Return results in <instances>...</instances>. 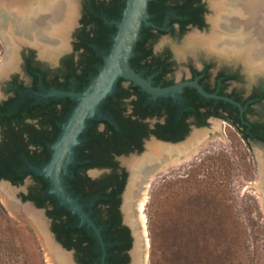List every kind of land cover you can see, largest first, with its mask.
Segmentation results:
<instances>
[{
    "label": "flooded vegetation",
    "instance_id": "af4514ba",
    "mask_svg": "<svg viewBox=\"0 0 264 264\" xmlns=\"http://www.w3.org/2000/svg\"><path fill=\"white\" fill-rule=\"evenodd\" d=\"M179 1L182 0H165L167 6L165 13H163L162 8L157 9L160 15H165L163 25L158 26L151 20L150 16L149 21L153 26L144 27L142 30L143 34L139 41H141L140 44L143 46L141 51H143L144 56L137 63L136 71L145 79H151L154 87L168 88L183 82H197L207 94H214L219 98L203 96L196 87L191 86L183 88L182 93L177 97L179 100H176L173 96L152 98L150 94L143 92L140 87L135 86L132 82L121 79L117 84L115 93L108 97L101 106V112L105 118L93 119L92 121L95 124L96 135L106 134L107 131L113 133L115 131L133 129L137 131L135 140L108 148L106 153H102L103 158L98 160L100 166L85 169L86 165L93 161L91 157L78 164L83 170L81 171L82 175L90 179V181L104 180L103 182L110 183L107 192H111L114 189L118 190L117 197L113 202L116 204L121 226H126L130 230L132 242L131 228L123 222L122 196L131 175L128 162L134 158L142 157L144 149L147 148L146 145L149 142L155 141L161 144H164L161 141L171 143L184 142L193 132H195L193 136L199 133L201 138L206 133L199 131H206L212 121L220 120L237 129L250 146H258L262 150L261 158L264 156L263 67L256 68V71L252 74L245 67L242 60L236 59V57H232L233 60L221 58L216 54H210L205 49H203L204 52L210 58L199 61H182L184 64L181 67L180 62L174 59L170 48L164 49L160 54L155 51L156 43L163 36L181 37L189 29L201 32L208 24H211V19L207 16L208 12L212 10L210 0H198L196 6L199 7L201 15L199 24L188 23L184 27L185 30H183L181 24L173 22L171 18L177 15L173 6ZM124 7V0L85 1L82 9H78V15H81L79 27L69 37L72 38L69 43L70 48L68 49L67 47L53 60H47L48 58L37 54L39 51L37 46L31 43L18 42L22 48L19 62L20 71L14 70L10 78L4 83L0 100V157L8 154L11 132L13 130L22 131L25 142L30 143V155L35 159L30 160L26 155H22V164L17 170L19 171V176L24 177V182L26 180L31 181L32 185L30 187L35 184L34 175L36 174L29 169V165L37 166L38 164L41 166L49 161L51 157L49 146L58 139L62 123L67 120L76 104L69 98H49L45 100L42 98V94L47 93L51 89L79 92L85 88L87 81L92 78L93 71H84L83 63L81 62L83 56L87 57L88 50L89 54L92 50H95L97 57L101 58L103 55V50L100 48L99 43L89 42L87 44L88 38L86 36L88 34L93 36L94 29L98 28V24L94 21V15H99L98 21L102 22L103 26L108 27L107 36L102 40L108 46L113 35L110 31L115 29L114 22L122 15ZM0 15H7V13L0 11ZM104 15H117V17L115 16L116 18L109 22L104 18ZM0 37L6 41V43H1L2 48L5 51L10 50L11 44H8L7 37L1 33ZM261 49L264 52V46ZM67 51H70V53L65 54ZM140 54L138 53V55ZM218 62L220 63L219 66L217 65ZM234 64L244 66L249 85L244 83L241 71ZM93 66L97 67L96 69L98 70L97 62ZM180 67L182 72L179 76ZM86 134L87 131L82 135V145L87 140L85 138ZM153 137L156 139L153 140ZM201 141H197L194 144V148ZM37 148L38 151H43V148H46L47 155L45 153L37 156L34 153ZM262 162L260 168L262 167ZM90 171L99 172L101 174L100 178L93 179L89 175ZM148 172L138 176L139 180L136 178L138 184L135 182V186L134 183V192L133 190L132 192L137 198L139 197L137 190ZM261 181V188L264 193V175L261 176ZM86 192L88 195L86 198L81 194L78 197L85 204L86 210L91 212V216L96 220V223L99 226H103L102 236L105 241L107 238L105 236L107 226L104 222L109 218L110 212L107 210V206L103 204L97 205L99 196L96 194L91 196L89 192H92V190L88 186L86 187ZM47 196H50L48 191L45 194V197ZM130 197L132 198V194H129L128 191V198ZM31 203L35 206L33 202ZM57 208H59V205ZM40 209H44L47 214V211L53 209V207L49 206L48 208ZM49 220L52 227L53 221L51 218ZM73 225L75 226V224ZM95 246L94 252L96 256L93 263L101 264L103 251L98 241ZM108 247L110 246L106 247V253ZM71 251H74L75 254V250ZM106 258L105 264H108Z\"/></svg>",
    "mask_w": 264,
    "mask_h": 264
},
{
    "label": "rangeland",
    "instance_id": "374dc122",
    "mask_svg": "<svg viewBox=\"0 0 264 264\" xmlns=\"http://www.w3.org/2000/svg\"><path fill=\"white\" fill-rule=\"evenodd\" d=\"M85 1L78 0L80 10ZM231 6L228 10H210L207 16L211 24L201 32L189 29L181 37H161L155 51L160 54L170 48L181 67L184 64L182 61L210 58L201 48L186 51L185 40L191 34H212L213 20L218 17L222 20L221 15L228 19L234 8ZM80 17L77 14L69 37L79 27ZM224 23L222 20L220 25ZM71 40H68V49ZM1 43L4 41L0 37V61L10 56V53L13 55L18 48L20 53L22 51L17 42L12 52L5 51ZM68 53L70 51L65 54ZM234 66L241 71L244 83L249 85L244 66ZM19 69L15 71L19 72ZM7 79L0 80V95ZM208 128L199 131L206 133L201 137L199 145L184 156L175 154L178 156L175 161L160 167L149 177L146 202L141 211L137 208L135 194L131 193L134 198L132 201L128 199L130 175L122 196L121 210L126 225L130 228L136 224L141 226L136 233L142 242L137 243L133 237L130 250L135 255V264H191L196 256H210L204 264H264V193L261 188L263 172L260 168L264 159V156L261 158L262 150L258 146H250L239 131L226 122L212 121ZM194 133L182 143L190 140ZM146 152L147 148L143 154ZM89 175L93 179L101 176L97 171H90ZM3 184L0 182V188ZM31 185V181L26 180L20 186H7V189L13 190V194L22 202H28L23 196L28 193ZM48 219L43 212L41 220L46 229L52 232ZM141 250H145L142 255ZM72 258L77 263L73 253ZM0 264H50L41 236L26 216L18 217L7 207L1 193Z\"/></svg>",
    "mask_w": 264,
    "mask_h": 264
},
{
    "label": "bare ground",
    "instance_id": "6f19581e",
    "mask_svg": "<svg viewBox=\"0 0 264 264\" xmlns=\"http://www.w3.org/2000/svg\"><path fill=\"white\" fill-rule=\"evenodd\" d=\"M211 2L218 11L230 8L231 5L234 8L233 11L229 9L231 13L228 19L225 15H221L225 22L223 26L220 25L222 22L220 17L213 20L212 34L189 35L185 40L186 51L202 48L210 54H216L228 60L236 57L243 61L252 74L256 68H264V52L261 49L264 46V0H211ZM78 7V0H33V2L31 0H0V11L7 13L4 15L7 21H0V33L7 37L8 44L9 42L12 44V46L9 45L11 52L16 42L31 43L38 47L42 57L53 60L68 47L69 34L75 25ZM3 41L6 43L4 39ZM15 53L13 55L11 53L5 63L0 65L7 67V72L13 70ZM200 140L199 133H196L185 144L167 145L151 141L147 144V152L142 157L128 162L131 169L129 194L134 192V183L138 180L136 178L150 170L137 190L141 199L137 198L136 205L140 211L146 202L149 177L153 176L160 167L175 161L178 156L188 154L189 150L194 148V144ZM262 167L264 175V161ZM13 192L7 189L5 184L0 188L7 207L12 212L19 209V212L21 211L33 223L41 236L50 264H73L70 254L59 249L49 237L46 226L41 220V213L28 205H22L20 209L16 202L11 201ZM128 199L132 201L131 197Z\"/></svg>",
    "mask_w": 264,
    "mask_h": 264
},
{
    "label": "water",
    "instance_id": "95a60500",
    "mask_svg": "<svg viewBox=\"0 0 264 264\" xmlns=\"http://www.w3.org/2000/svg\"><path fill=\"white\" fill-rule=\"evenodd\" d=\"M124 1L125 7L122 12V17L119 21L114 22V26L117 31L116 34L112 36V46L108 53L102 55L103 65L99 67L97 75L90 81L89 85L79 92L74 90L63 91L51 89L47 93L42 94V98L45 100H48L49 98H69L76 104L67 120L62 123V129L58 139L49 146L51 150V157L49 161L41 166L29 165V169L34 172V174L42 176L48 181V195L54 197L58 201L59 207L65 208L73 217H76L78 222L75 226L78 228H85L97 239L98 244L103 251L101 264H105V258L107 256L106 247L111 246L112 244L104 241L102 236L103 226H99L96 223V220L92 218L91 212L86 210L85 204L81 202L80 197L75 196L74 193L70 191V186L66 183L65 179L71 174V166H74L77 163L76 149L83 143L82 135H84L88 129L89 121L93 119L105 118L101 112V106L108 97L115 93L120 79L132 82L135 86L140 87L143 92L150 94L152 98L173 96L176 100H179L177 97L182 93L185 86L196 87L203 96L219 98L214 94H207L197 82H183L168 88L154 87L151 83V79H145L131 66L130 61L135 56V48L138 41L141 39V32L143 28L151 25L153 26V24L149 21L150 13L148 10L149 3L152 0ZM209 2L212 10L214 11L215 8L213 7L211 0ZM2 16L0 15V21H7L5 16ZM20 54V49L18 48L13 62V71L19 68ZM8 57L9 56H5L0 61V65L5 63ZM6 68L0 66V80L6 77L10 78L13 71L7 72ZM152 139L154 140L156 138L153 137ZM161 142L167 145H178L183 141L178 143ZM0 182H3L6 186L11 188L17 187L7 180H1ZM11 201L16 202L20 209L22 205H28L38 212H45L44 209L37 208L29 201L22 202V200L18 199L15 195ZM13 213H16L18 217H25L21 211L19 212V209L14 210ZM30 224L34 227L33 223L30 222ZM139 226L140 225L136 224L131 227V232L134 234L133 237L136 239L137 243L142 242L141 237H139L136 233L137 229L141 228V226ZM47 232L53 243L59 249L69 253L72 257V253L74 254V251L64 248L57 241L52 232L48 229ZM52 236L54 238H52ZM141 251L142 255L145 250ZM129 254V264H135V255L130 252ZM72 261L74 263L73 258Z\"/></svg>",
    "mask_w": 264,
    "mask_h": 264
},
{
    "label": "trees",
    "instance_id": "16d2710c",
    "mask_svg": "<svg viewBox=\"0 0 264 264\" xmlns=\"http://www.w3.org/2000/svg\"><path fill=\"white\" fill-rule=\"evenodd\" d=\"M198 0H182L176 2L173 8L176 10V17H171L173 22H178L181 24L182 29L188 23L199 24L201 15L200 9L196 6ZM162 8L163 13L166 12L167 6L165 0H152L149 3V13L151 20L154 21L158 26L163 25L165 15H160L157 12V9ZM94 21L98 24V28L94 29L93 36H86L88 42L99 43L100 48L103 50V54L109 52L113 41L111 43L104 44L102 42L103 38L107 36V26H103L102 22L98 21L99 15H94ZM117 15H104V18L109 22L113 18H116ZM122 15L117 19L119 21ZM110 31V30H109ZM117 29L110 31L111 34H116ZM143 32L141 33V35ZM112 35V36H113ZM141 41H138L135 48V56L131 59V66L136 70L137 63L144 56L142 49ZM87 51V57L83 56L82 66L84 71H93L92 78L87 81L88 86L90 81L97 75V67L93 65L97 62L98 67L103 65V58L97 57L95 55V50L89 54ZM138 53L140 55H138ZM87 58V59H86ZM99 69V68H98ZM121 80V79H120ZM1 120V118H0ZM94 121H89V128L85 138L87 139L85 143L79 146L77 151V160L78 163L75 166H71L70 172L71 176H67L65 179L70 186V191L74 193L75 196L79 194L83 195L85 198L88 196L86 192V187L88 186L92 192H89L91 196L94 194L99 196V201L97 205L103 204L108 207L109 218L105 220L104 224L107 226L105 230V239L106 242L112 244V246L107 248V258L106 262L108 264H129L130 256L129 251L132 248V238L130 235V230L126 226H121L120 218L118 211L116 209V204L113 202L117 197L118 190L114 189L111 192H107L110 183H105L102 181H90L87 177L83 176L79 162L87 160L89 157L93 159L91 163L86 165V168L100 166V160L103 158L102 153H106L107 149L110 147H115L119 144L129 143L135 140L137 136V131L133 129H127L122 131H115L107 136V133H101L96 135ZM22 131L13 130L10 134L11 143L8 145V154H5L0 157V180L5 179L10 181L15 186H20L24 183V177L19 176L18 167L21 166V156L26 155L30 160L35 159L30 155L31 150H29L30 143L25 142L24 137L22 136ZM34 153L37 156L44 155L47 151L46 148H43V151H38V148L34 150ZM37 166H39L37 164ZM84 169V170H85ZM33 174V173H31ZM34 175V174H33ZM35 176V184L30 187L28 194L24 195L23 198L25 201H31L38 208H48L52 206L53 209L47 211V215L52 219V232L55 234L57 241L68 250H75V258L78 264H94L95 259L96 242L97 239L85 228H78L73 224H76L78 221L76 217H73L71 213L65 208L58 206V201L52 197H45L46 192L49 189V183L42 176ZM49 204V206H48ZM210 256H196L192 259L191 264H204L208 262Z\"/></svg>",
    "mask_w": 264,
    "mask_h": 264
}]
</instances>
